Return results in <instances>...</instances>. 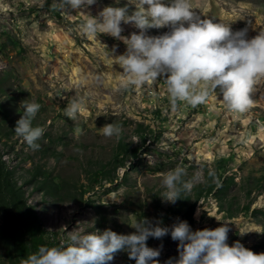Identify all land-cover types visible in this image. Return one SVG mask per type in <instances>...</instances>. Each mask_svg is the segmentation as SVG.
<instances>
[{
	"label": "rangeland",
	"instance_id": "rangeland-1",
	"mask_svg": "<svg viewBox=\"0 0 264 264\" xmlns=\"http://www.w3.org/2000/svg\"><path fill=\"white\" fill-rule=\"evenodd\" d=\"M112 3L95 0L65 12L55 0H0V162L19 188V206L37 221L35 235H28L32 229L27 224L25 231L10 208L16 194L0 186V264H20L40 245L66 242L72 231L130 233V223L141 217L166 225L184 219L193 230L217 226L216 217L229 219V245L239 240L264 252V75L254 85L252 106L239 114L225 108L219 92L196 106L178 100L173 107L159 77L117 90L122 69L109 55L126 45L107 33L94 39L78 31L84 18ZM190 3L232 30L247 27L248 37L264 30V0ZM134 7L128 4L127 11ZM121 27L123 36L139 31L123 21ZM74 97L83 103L73 120L64 106ZM32 100L41 105L32 124L44 129L35 150L13 131L23 102ZM108 122L120 125L119 138L103 135ZM177 164L186 169L185 179H200L169 203L160 196L161 179ZM146 243L162 244L154 258L161 264L177 258V241L168 234ZM106 264L134 260L118 250Z\"/></svg>",
	"mask_w": 264,
	"mask_h": 264
},
{
	"label": "clouds",
	"instance_id": "clouds-1",
	"mask_svg": "<svg viewBox=\"0 0 264 264\" xmlns=\"http://www.w3.org/2000/svg\"><path fill=\"white\" fill-rule=\"evenodd\" d=\"M94 2L55 0V6L67 12V8L81 9ZM128 4L135 6L131 13L127 11ZM194 9L190 0H128L124 5L113 0L96 16L84 18L78 31L94 39L98 33H107L126 45L123 53H106L113 57L112 63L122 69L116 81L117 90L148 85L159 77L166 85L173 107L178 100L196 106L210 93L219 92L227 110L244 113L252 106L257 78L264 75V30L248 37L247 27L232 30L229 23L215 17H202ZM121 21L133 24L139 31L121 35ZM151 27L167 30L149 35L146 29ZM82 103V98H72L64 106V115L74 120ZM40 107L34 100L24 101L23 111L13 128L33 150L40 147L37 141L44 131L41 126L32 124ZM102 128L103 135L119 138L118 123L108 122ZM185 177L186 169L180 164L162 175L160 196L163 201L175 203L200 179L199 174L189 179ZM216 219L222 222L212 228L195 230L184 219L177 218L166 225L158 218L153 221L141 217L130 223L134 231L126 234L110 228L72 231L66 242L40 245L20 264H106L118 250L127 251L134 264H161L154 258L159 256L162 244L152 247L146 241L165 234L177 241L178 255L168 257L163 264H264V252H253L239 240L232 241L231 245L227 243L228 221L232 220Z\"/></svg>",
	"mask_w": 264,
	"mask_h": 264
},
{
	"label": "trees",
	"instance_id": "trees-1",
	"mask_svg": "<svg viewBox=\"0 0 264 264\" xmlns=\"http://www.w3.org/2000/svg\"><path fill=\"white\" fill-rule=\"evenodd\" d=\"M1 109L2 108H0V110ZM0 163H1V165H0V186L4 187V185H5L8 188L11 195L16 194L15 198L12 195L13 199L10 201L11 211L16 210L20 219H22L21 225L24 226L23 229L25 230V227L28 224L29 227L32 229V233L28 232L26 230L25 231L28 235L33 236V235H35V230L33 228L37 227L36 218L28 215L25 206H19V204L16 200V198L20 195L19 188L17 187V185L15 183L12 182L10 174L7 172L8 170H5L6 166H5L4 162H0ZM29 227H28V230L30 229Z\"/></svg>",
	"mask_w": 264,
	"mask_h": 264
}]
</instances>
